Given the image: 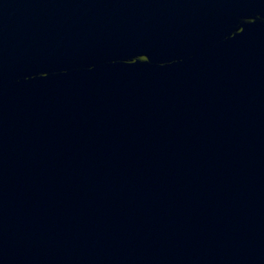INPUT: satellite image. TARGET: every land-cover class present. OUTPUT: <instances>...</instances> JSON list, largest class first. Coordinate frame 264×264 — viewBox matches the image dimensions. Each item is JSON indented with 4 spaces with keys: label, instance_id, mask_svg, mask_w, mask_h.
Wrapping results in <instances>:
<instances>
[{
    "label": "water",
    "instance_id": "obj_1",
    "mask_svg": "<svg viewBox=\"0 0 264 264\" xmlns=\"http://www.w3.org/2000/svg\"><path fill=\"white\" fill-rule=\"evenodd\" d=\"M0 264H264V0H0Z\"/></svg>",
    "mask_w": 264,
    "mask_h": 264
}]
</instances>
